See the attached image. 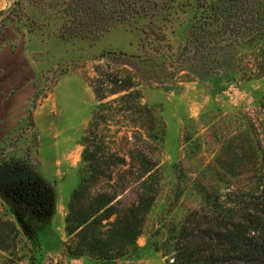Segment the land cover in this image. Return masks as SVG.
<instances>
[{
    "label": "rangeland",
    "instance_id": "1",
    "mask_svg": "<svg viewBox=\"0 0 264 264\" xmlns=\"http://www.w3.org/2000/svg\"><path fill=\"white\" fill-rule=\"evenodd\" d=\"M123 1V11L110 17L119 20L96 27H68V0H7L0 7V160L27 162L55 202L49 218L30 216L27 234L0 195V218L18 228L9 240L0 234L7 248L0 264H168L171 232L206 206L201 186L236 192L264 175V76L243 75L262 62L255 50L264 40L217 27L223 0ZM119 74L134 77L141 98L114 104L120 110L100 125L109 153L96 188L118 189L125 204L145 193L155 201L123 257L75 256L67 251L66 217L99 104L93 84ZM113 152L126 165H116ZM150 160L157 167L145 175Z\"/></svg>",
    "mask_w": 264,
    "mask_h": 264
},
{
    "label": "trees",
    "instance_id": "2",
    "mask_svg": "<svg viewBox=\"0 0 264 264\" xmlns=\"http://www.w3.org/2000/svg\"><path fill=\"white\" fill-rule=\"evenodd\" d=\"M125 5L123 0H68L63 13L68 16V20L65 18L68 27L71 24L81 27L86 23L96 27L98 23L107 25L110 19L119 20L110 18L111 14L122 12ZM72 6L73 12L69 10ZM216 11L217 27H225L240 39L264 40V0H223ZM255 51L262 62L243 70V75L253 78L264 76V44ZM105 83L114 88L105 89ZM93 87L99 104L84 140L81 179L68 205L66 231L71 241L67 251L75 256L89 254L98 259L116 260L123 257L142 234L155 194H140L136 201L125 204L118 189L96 188L105 173L107 162L104 159L109 153L100 125L111 119L109 111L120 110L114 108V104L127 98L139 101L141 96L131 75L95 80ZM110 96L116 97L106 101ZM260 107L264 111V98ZM145 109L153 122L152 112ZM112 160L116 165L127 163L117 152L112 153ZM145 164L142 170L145 175H150L157 167L152 161L149 166ZM199 191L206 206L189 213L180 227L171 232L170 245L165 250L166 256L171 255L168 264H264V175L251 189L222 194L201 186ZM0 195L10 203L19 226L27 234L32 232L30 216L45 220L54 211L51 188L25 161L0 160ZM2 227L10 228L8 234L0 230L8 240L18 231L15 223L0 218V229ZM0 249L7 248L0 245Z\"/></svg>",
    "mask_w": 264,
    "mask_h": 264
},
{
    "label": "clouds",
    "instance_id": "3",
    "mask_svg": "<svg viewBox=\"0 0 264 264\" xmlns=\"http://www.w3.org/2000/svg\"><path fill=\"white\" fill-rule=\"evenodd\" d=\"M7 0H0V7H7Z\"/></svg>",
    "mask_w": 264,
    "mask_h": 264
}]
</instances>
